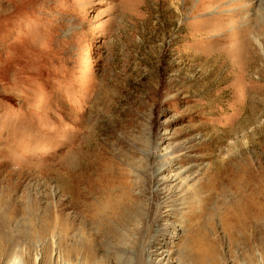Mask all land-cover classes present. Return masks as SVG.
<instances>
[{"label": "rangeland", "instance_id": "374dc122", "mask_svg": "<svg viewBox=\"0 0 264 264\" xmlns=\"http://www.w3.org/2000/svg\"><path fill=\"white\" fill-rule=\"evenodd\" d=\"M0 264H264V0H0Z\"/></svg>", "mask_w": 264, "mask_h": 264}, {"label": "bare ground", "instance_id": "6f19581e", "mask_svg": "<svg viewBox=\"0 0 264 264\" xmlns=\"http://www.w3.org/2000/svg\"><path fill=\"white\" fill-rule=\"evenodd\" d=\"M202 255H203V254H202ZM202 258H204V256H203Z\"/></svg>", "mask_w": 264, "mask_h": 264}]
</instances>
